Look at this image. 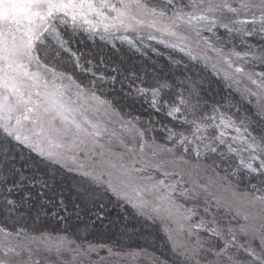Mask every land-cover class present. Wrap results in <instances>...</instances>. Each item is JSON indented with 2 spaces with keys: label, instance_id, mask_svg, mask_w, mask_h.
<instances>
[{
  "label": "snow or ice",
  "instance_id": "snow-or-ice-1",
  "mask_svg": "<svg viewBox=\"0 0 264 264\" xmlns=\"http://www.w3.org/2000/svg\"><path fill=\"white\" fill-rule=\"evenodd\" d=\"M138 226L264 264V0H0V264H111Z\"/></svg>",
  "mask_w": 264,
  "mask_h": 264
},
{
  "label": "trees",
  "instance_id": "trees-1",
  "mask_svg": "<svg viewBox=\"0 0 264 264\" xmlns=\"http://www.w3.org/2000/svg\"><path fill=\"white\" fill-rule=\"evenodd\" d=\"M89 46L94 47L95 44H104L105 42L100 41L99 39L86 41ZM116 45L120 48H123L129 57L132 58V62L136 64H143L144 61L148 63H155L158 66H162L164 63L168 62L170 56L179 57L180 53L174 52L170 49H164L161 45L154 44L155 47L158 48L159 53L152 54L149 53L147 55H142L141 53L133 54L132 51L129 50V45L121 44L120 41H115ZM111 43L107 45V47H111ZM205 76L208 80L211 81V88L221 95L227 96L229 94V90L224 87L223 81L218 80L217 77L211 74V70H207L205 72ZM243 107L248 110L253 109V105L251 102H244ZM112 219H116V211L112 214ZM135 223V221H133ZM118 227V226H117ZM107 231H112L109 227ZM137 231L151 233V235L144 236H132L130 239L125 238L122 242L121 248H118L117 251L123 250V252L127 253L131 252H142L150 255L152 258L155 257L157 259L163 260L165 257H168L170 260H176L177 264H180L179 260L173 257L170 244L166 241V238L162 232L159 231L157 227H137ZM95 242H106L107 236L105 235V229L100 228L99 231L95 232L91 237ZM101 254H104L102 252Z\"/></svg>",
  "mask_w": 264,
  "mask_h": 264
},
{
  "label": "rangeland",
  "instance_id": "rangeland-1",
  "mask_svg": "<svg viewBox=\"0 0 264 264\" xmlns=\"http://www.w3.org/2000/svg\"><path fill=\"white\" fill-rule=\"evenodd\" d=\"M95 39H99V38L97 37ZM209 70H211V69L209 68ZM250 102H251V105H253V107H254V105L256 103L255 99H253ZM135 253H137V255L135 257L126 256V255L125 256H117V257L113 258V260L111 261V264H121V261H123V264H155L154 259L150 255H148L146 253H142V252H135ZM101 255H107V254L104 253Z\"/></svg>",
  "mask_w": 264,
  "mask_h": 264
}]
</instances>
